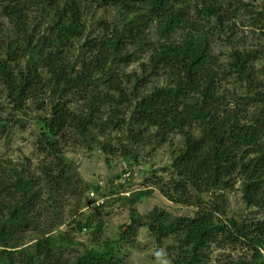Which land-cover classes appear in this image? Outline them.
<instances>
[{
  "label": "trees",
  "instance_id": "trees-1",
  "mask_svg": "<svg viewBox=\"0 0 264 264\" xmlns=\"http://www.w3.org/2000/svg\"><path fill=\"white\" fill-rule=\"evenodd\" d=\"M95 5L115 21L89 26ZM246 7L238 0H0V99L11 113L0 118V137L28 117V103L42 111L48 100L49 115L35 119V144L50 159L33 173L0 161V264H122L111 242L69 260L64 252L73 240L56 235L69 221L100 238L102 221L76 220L91 186L65 157L63 142L109 131L126 133L130 147L179 134L164 196L195 210L172 217L155 208L142 217L133 207L150 193L135 192L125 199L130 224L119 243L145 227L159 245L174 240L170 264H206L212 247L237 244L251 257L228 264H264V219H222L221 192L236 183L247 207L264 210V50L233 48L224 65L213 52L215 38L231 44ZM250 14L264 36V10ZM140 55V72L125 74ZM229 80L241 94L223 88ZM122 157L136 155L125 148Z\"/></svg>",
  "mask_w": 264,
  "mask_h": 264
},
{
  "label": "rangeland",
  "instance_id": "rangeland-1",
  "mask_svg": "<svg viewBox=\"0 0 264 264\" xmlns=\"http://www.w3.org/2000/svg\"><path fill=\"white\" fill-rule=\"evenodd\" d=\"M234 0H225V2ZM246 4V9L241 11L236 20V35L227 41L226 36L215 38L213 41V52L224 65L233 48L264 50V36L259 29L251 27L250 20L254 15L250 12L264 10V0H238ZM233 10V8L231 9ZM100 19L108 22L115 21V15L109 9H99L96 5L87 16V24L94 25ZM3 21L0 20V23ZM4 28L5 24H4ZM154 34L153 31H151ZM146 61L145 56H139L126 68L125 74L140 72L139 65ZM264 66V62L261 64ZM157 85H163V81H157ZM229 92L241 94L240 86L233 80L222 85ZM45 108L42 111L35 109V105L28 103V117H23L21 124L10 127L0 137V161L18 169H26L36 172L39 165L47 163L44 155L36 150V138L40 132V126L35 122L38 117L49 115V101L45 100ZM4 105V106H3ZM80 103L72 104L74 110H78ZM126 120L130 113L125 109ZM10 108L0 99V118L10 116ZM105 116V115H104ZM153 133V131H152ZM96 139H85L71 136L63 142V153L65 157L75 166L84 184L91 186L84 195V206L81 209L82 215H78L77 221H84V218L91 217L93 225L98 221L104 223L100 238L95 239L94 231L74 230L76 225H69L68 222L56 231V235H62L73 240L74 245L64 252V257L72 260L76 255L86 249L101 250L105 242H111L114 253L121 260L122 264H170L174 255L173 246L176 245L173 239L157 244L155 238L150 235L145 227L136 228L125 235L126 241L120 242L121 234L125 232L130 224V207L125 199L135 192H149L150 194L136 204L133 209L139 216H146L153 209L164 210L170 216H193L194 209L176 205L164 196L169 191L168 183L171 180L170 166L173 156L182 146V137L179 134L171 135L169 140L163 144L156 142L134 144L132 147L127 144L126 133L109 131L105 135H98L93 132ZM110 145L113 149L106 152L103 146ZM125 148H132L135 158H124L122 154ZM131 150V149H130ZM99 186L100 190H94ZM113 192V193H110ZM219 192L210 193L212 199ZM223 194L225 219H232L237 222L261 221L264 219V210L247 207L242 200L240 183H236L232 189ZM65 206V211L71 209ZM102 206V208L100 207ZM75 220V221H76ZM251 252L240 244L225 246L223 248L212 247L208 253L206 264H228L230 261L249 259Z\"/></svg>",
  "mask_w": 264,
  "mask_h": 264
}]
</instances>
